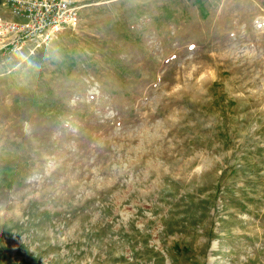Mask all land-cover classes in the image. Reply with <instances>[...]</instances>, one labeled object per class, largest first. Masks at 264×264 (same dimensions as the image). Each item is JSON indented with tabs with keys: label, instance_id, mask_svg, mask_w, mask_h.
Segmentation results:
<instances>
[{
	"label": "rangeland",
	"instance_id": "1",
	"mask_svg": "<svg viewBox=\"0 0 264 264\" xmlns=\"http://www.w3.org/2000/svg\"><path fill=\"white\" fill-rule=\"evenodd\" d=\"M79 1L0 36V264H264V0Z\"/></svg>",
	"mask_w": 264,
	"mask_h": 264
},
{
	"label": "built area",
	"instance_id": "2",
	"mask_svg": "<svg viewBox=\"0 0 264 264\" xmlns=\"http://www.w3.org/2000/svg\"><path fill=\"white\" fill-rule=\"evenodd\" d=\"M12 17L0 16L4 46L30 45L38 49L81 21L79 0H3Z\"/></svg>",
	"mask_w": 264,
	"mask_h": 264
}]
</instances>
